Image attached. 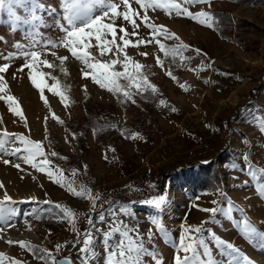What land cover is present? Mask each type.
<instances>
[{
    "label": "rangeland",
    "instance_id": "rangeland-1",
    "mask_svg": "<svg viewBox=\"0 0 264 264\" xmlns=\"http://www.w3.org/2000/svg\"><path fill=\"white\" fill-rule=\"evenodd\" d=\"M176 2L193 13L207 12L216 22L213 27L203 26L163 8H149L145 13L135 0H130L131 7L139 13V39H150V30L140 19L147 14L151 23L164 25L179 37L162 39L167 48L181 42L189 46L182 48L175 59L165 56L155 42L125 50L144 66L148 82L157 88L155 93L149 90L143 95L130 88L134 104L122 94L101 88L90 77L82 78L85 66L62 47L51 51L68 57L64 71L56 57L46 55L55 67H41L48 74L41 93L30 82L27 68L17 71L25 64L24 58L13 55L20 51L14 47L17 42H31L25 39L27 26L15 24L8 4L0 9V65L11 64L4 74L6 91L18 100L26 118L10 112L5 101L0 100V133L23 134L42 142L50 161L45 170L33 168L8 154L16 143L15 137L0 136L5 143L0 152V182L4 185L0 200L6 191L13 199L8 207L15 209L9 219L0 220V264H45L37 258L43 254L41 250H51L56 258L68 255L71 264H107L103 232L92 230L91 255L81 252L84 232L90 229L89 218L95 229L108 231V209L121 206H127L129 214L118 213L117 218L130 228H138L143 237V264H156L157 260L174 264L182 228L197 226L202 231L193 235L206 241L209 258L216 264H264V243L260 240L264 237V0H211L210 6ZM38 3L44 13L55 10V17L45 15L35 22L32 31L42 32L45 40L62 38L64 33L56 23L62 16L61 0ZM116 3L121 12L125 10L122 0ZM115 23L132 32L131 24L122 18ZM120 35L118 32V43ZM35 38L39 40L40 36ZM130 39L135 41L137 37ZM91 43L93 47L88 51L97 61L117 58L112 54L100 56L96 41ZM141 52L148 55L142 56ZM8 57L13 58L5 59ZM115 70L123 68L117 64ZM169 71L177 79L170 78ZM57 83L67 98L64 102L50 91ZM180 84H186L187 90ZM160 100L166 101V106H161ZM133 134L136 138H132ZM225 152L232 160L217 166L218 174L226 178L222 185L201 191L189 188L188 176L199 171L195 161L206 164ZM244 156L248 159L243 160ZM4 159L10 163L5 165ZM17 163L19 169L13 166ZM170 169L180 173L161 174ZM47 171L53 172L52 178ZM58 172L63 177L61 184L55 182ZM135 177L145 181L143 196L135 201L115 199L113 191ZM69 187L84 195H74ZM89 194L100 197L94 209ZM160 195L166 197L160 209L141 203ZM213 207L223 211L213 216L201 210ZM65 209L74 213L71 221L64 216ZM101 212L106 215L104 223L98 220ZM242 221L249 222L253 236L245 233ZM212 234L231 243L236 251L222 255L224 250ZM20 242L31 248H22Z\"/></svg>",
    "mask_w": 264,
    "mask_h": 264
},
{
    "label": "snow or ice",
    "instance_id": "snow-or-ice-1",
    "mask_svg": "<svg viewBox=\"0 0 264 264\" xmlns=\"http://www.w3.org/2000/svg\"><path fill=\"white\" fill-rule=\"evenodd\" d=\"M135 3L140 6L142 10L147 12L149 8H163L165 11L174 10L177 16L183 15L193 20L198 21L203 26L213 27L215 24V17L207 12L201 11L198 13H193L188 7H182L180 3L176 0H135ZM186 4H199V3H211V0H185ZM5 4L9 5V12L15 19V24L17 26H27L25 29V39H30V44L22 45L17 42L14 47L20 51L13 54L15 58L23 57L25 64H23L17 71L22 72L25 68L29 70L28 77L30 82L34 87L43 93L45 86V76L48 75L41 71V67L54 68L55 65L50 62L46 55H52L59 60L61 71H64V62L68 59L67 56H57L51 49L64 48L66 49L71 57L75 58L77 61L81 62L85 67L81 71L82 78H91L94 83L98 84L101 88L107 89L110 92L122 94L124 98L131 100L134 104L136 101L133 98V92L130 88L136 89V94L143 95L145 92L151 90L152 93L157 91L155 85L148 82V77L142 71L144 68L139 62L134 61L130 56H128L125 51L128 47H139L141 45H147L155 42L161 51L164 52L165 56L171 55L173 59L179 55L182 48L189 47L184 45L182 42L171 48H167L164 43L161 42L162 39H176L179 37L175 33H171L167 30L164 25H156L151 23L147 14L140 17L141 23L147 27L149 31L150 39L143 40L139 39L138 29L140 27L136 22V17L139 13L131 7L130 0H122L124 11H120V6L116 3V0H61L62 16L60 21L56 22L60 30L64 33L63 37L58 40H45L42 32H33L35 22L43 20L45 15L55 17V10H48L47 13L41 11L43 6L38 3V0H0V9H3ZM24 13L25 15H21ZM38 13H40L38 15ZM203 17V19H201ZM117 18H122L124 21L128 22L132 26V32L126 28L119 27L116 25L115 21ZM111 21V22H106ZM119 36V43L117 42V35ZM40 36L37 40L35 37ZM111 36V39L108 37ZM130 37H137L134 41ZM96 41L95 47L98 49L100 56L105 55H115L117 58L111 61H97L96 58L91 54L88 49L93 47L91 41ZM2 42V38H0ZM43 50V51H41ZM115 50V51H113ZM199 52V49H196ZM123 55V59H120V55ZM140 55L147 56L146 52H141ZM13 57H8L5 59H11ZM120 64L123 71L115 70V65ZM157 64L163 66L159 57H157ZM11 67L10 63H4L0 65V100L5 101L8 109L13 114L20 116L22 119H26L23 116L22 108L18 100L13 96L8 94L6 91V81L5 75L7 70ZM200 70H207L202 68ZM168 75L172 79H177L172 75L171 71ZM15 74L13 79H15ZM53 79H56L53 77ZM127 81V84H121L120 81ZM184 90H187L186 84H180ZM59 85L54 86L50 91L59 96L60 100L64 102L67 98L64 93L58 90ZM86 90V86H85ZM41 99L44 96L41 95ZM47 102V101H45ZM161 106H166V101H159ZM172 111H176L172 108ZM53 118L58 122L63 123L58 116L53 114ZM0 136L4 137H15L16 143L12 145L11 151L8 153L10 155H16L23 160L24 163L31 165L33 168L38 170H45L49 165L42 142L33 141L23 134L16 135L10 134L7 131L0 133ZM132 138H136L133 134ZM20 145V146H17ZM5 143L0 141V152H3ZM114 151V150H112ZM50 155L56 156L57 153L51 152ZM107 159V156H105ZM243 160H247L248 157H242ZM3 163L8 165L10 161L4 159ZM17 169L20 168V164L13 165ZM85 169L87 166H84ZM75 173V170H73ZM49 178L53 177L52 171H47L46 173ZM58 178L55 180L57 184H61L63 181L62 175L57 173ZM4 185L0 182V188ZM69 191L76 196L84 195L82 191H75L73 188L69 187ZM90 192V190H89ZM93 204V209L95 208L96 200L100 197L99 195L92 197L89 194L88 197ZM166 202V197L160 195L155 198H150L141 203L153 206L156 209H160L164 206ZM13 203V199L5 191L4 197L0 200V220H7L15 214V209L8 207L9 204ZM47 203V201H46ZM214 205L216 201L212 202ZM56 207H60L56 205ZM202 211L211 213L215 216L218 212L223 211L221 208H205ZM118 213L122 215H128L127 206H121L119 209L109 208L108 216L111 218V223L108 225V231L103 229H95V224L92 219L89 218L88 223L90 229L84 232V239L82 241L81 252L86 255H91L94 253V237L92 235V230H97L103 232V240L106 250L107 264H143L142 257L146 252V246L143 242V237L140 236L138 228L133 229L128 225L120 221ZM64 216H66L70 221L74 217V213L71 210H64ZM100 223H104L106 220V215L101 212L98 216ZM207 223V222H203ZM243 228L246 234L249 236L254 235V229L250 226L248 221H242ZM202 229L197 226L195 229L191 227L182 228L181 236L179 239V244L177 246V252L174 256V264H216L215 260L210 259V250L208 244L203 238L197 239L193 233H201ZM119 237L117 240L116 237ZM212 238L215 243L222 248L224 251L222 253L226 255H231L236 251L231 243L224 242L222 239L215 237L212 234ZM149 239L151 236L149 235ZM261 242L264 243V237L260 238ZM11 243V242H9ZM22 248H31V245L25 242H20ZM57 250H59L60 245H57ZM42 255L38 256L45 264H71L70 258L64 257L62 259H57L51 252V250H41ZM183 252L184 255L181 257L180 253ZM155 259V257H154ZM156 264H162L161 261L157 260Z\"/></svg>",
    "mask_w": 264,
    "mask_h": 264
},
{
    "label": "trees",
    "instance_id": "trees-1",
    "mask_svg": "<svg viewBox=\"0 0 264 264\" xmlns=\"http://www.w3.org/2000/svg\"><path fill=\"white\" fill-rule=\"evenodd\" d=\"M231 160V156L227 154V152H225L220 155L215 161H209L206 164L200 161H195V163L198 164L199 171H197L193 176H188L189 188H192L194 191H201L207 190L209 188L211 189L215 187H220L222 185V182L225 181L226 178L223 174H218L217 166H222L223 164ZM164 173L175 175L180 172L175 169H170L166 172H162L161 174ZM185 177L187 178V175Z\"/></svg>",
    "mask_w": 264,
    "mask_h": 264
},
{
    "label": "built area",
    "instance_id": "built-area-1",
    "mask_svg": "<svg viewBox=\"0 0 264 264\" xmlns=\"http://www.w3.org/2000/svg\"><path fill=\"white\" fill-rule=\"evenodd\" d=\"M145 181L141 177H135L127 185L113 191V197L117 200L135 201L144 194Z\"/></svg>",
    "mask_w": 264,
    "mask_h": 264
},
{
    "label": "water",
    "instance_id": "water-1",
    "mask_svg": "<svg viewBox=\"0 0 264 264\" xmlns=\"http://www.w3.org/2000/svg\"><path fill=\"white\" fill-rule=\"evenodd\" d=\"M64 257H68V258H70V256H68V255H64V256H61V257H59V258H57V259H62V258H64ZM70 261H71V258H70Z\"/></svg>",
    "mask_w": 264,
    "mask_h": 264
}]
</instances>
